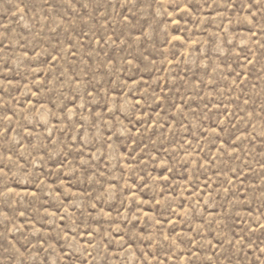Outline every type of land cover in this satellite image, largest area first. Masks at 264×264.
Here are the masks:
<instances>
[{
    "label": "rangeland",
    "instance_id": "rangeland-1",
    "mask_svg": "<svg viewBox=\"0 0 264 264\" xmlns=\"http://www.w3.org/2000/svg\"><path fill=\"white\" fill-rule=\"evenodd\" d=\"M0 264H264V0H0Z\"/></svg>",
    "mask_w": 264,
    "mask_h": 264
}]
</instances>
